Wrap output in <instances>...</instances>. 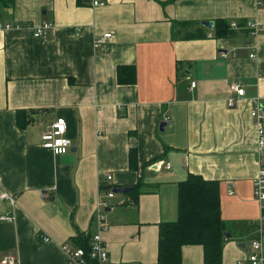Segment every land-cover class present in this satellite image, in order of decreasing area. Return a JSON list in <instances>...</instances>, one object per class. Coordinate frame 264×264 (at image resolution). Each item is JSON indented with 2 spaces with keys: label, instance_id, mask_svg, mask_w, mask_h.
<instances>
[{
  "label": "crops",
  "instance_id": "0c3cea01",
  "mask_svg": "<svg viewBox=\"0 0 264 264\" xmlns=\"http://www.w3.org/2000/svg\"><path fill=\"white\" fill-rule=\"evenodd\" d=\"M96 1L0 8V20L19 24L0 28V214H12L0 220V257L65 264L61 244L97 231L107 188L132 185L105 208V264H155L158 224L178 217V181L193 172L220 185L222 264H250L253 238L264 252V205L253 195L262 147L249 99L264 97V0ZM44 20L54 28L35 36ZM106 30L112 36L96 45ZM128 64L133 80L118 82ZM233 82L245 93L228 105ZM17 111L29 118L23 126ZM57 117L72 161L42 145ZM4 191L15 193L12 206ZM178 264H203L202 246L183 245Z\"/></svg>",
  "mask_w": 264,
  "mask_h": 264
},
{
  "label": "trees",
  "instance_id": "16d2710c",
  "mask_svg": "<svg viewBox=\"0 0 264 264\" xmlns=\"http://www.w3.org/2000/svg\"><path fill=\"white\" fill-rule=\"evenodd\" d=\"M12 2L13 0H0V8ZM220 26L225 33L224 25ZM133 77L132 65L117 67L118 82H127L133 80ZM28 119L21 117L17 111L16 122L19 126L27 123ZM219 186L218 180L204 178L193 172L178 181V217L158 224L155 264H178L182 260L183 245L194 243L202 246L203 264H222V244L227 237V227L221 216ZM90 236L91 234L78 233L73 243L87 247Z\"/></svg>",
  "mask_w": 264,
  "mask_h": 264
},
{
  "label": "built area",
  "instance_id": "2783aa9c",
  "mask_svg": "<svg viewBox=\"0 0 264 264\" xmlns=\"http://www.w3.org/2000/svg\"><path fill=\"white\" fill-rule=\"evenodd\" d=\"M94 2L97 3L96 0ZM236 22L232 21L231 25H234ZM19 24L0 20V28H8L12 26H17ZM247 26L250 29L256 28V21L249 20L247 21ZM54 28V23L52 21L44 20L41 24L37 25L33 29V34L35 36L47 34L50 30ZM112 36V31L106 30L96 35L95 44H102ZM195 81L191 80L190 85L194 86ZM230 88L234 95H230L227 99L228 105L235 104L237 96H243L245 91L243 86L239 82H233L230 85ZM251 109L250 113L255 119L256 130L258 133V145L261 149L262 147V124L264 122V97L253 96L250 97ZM166 120L169 124L172 123V120L166 117ZM42 145L44 147L50 148L54 153L62 155L65 152H68L71 145L70 138L67 135V124L63 117H57L54 119L47 128L42 131ZM262 161V158H260ZM258 168L257 174L254 177L253 182V195L259 200L261 205H264V162ZM168 166V164H167ZM106 179L112 177L111 173L106 171L104 173ZM114 195L112 187H108L105 195L100 197L96 207L94 209V220L97 222L98 229L96 232L92 233L89 239V244L87 247L73 243V242H64L61 244V248L66 255L65 264H105L109 258L108 249L106 243L104 242L101 231L109 227V223L105 221V208L110 204L111 197ZM2 197L12 206L15 202V193L4 191ZM11 213H1V219H11ZM259 226V231H263V226L261 221L256 223ZM43 240H49L48 235H42ZM247 258L250 264H264V252L262 250V242L260 237H255L250 241L249 250ZM0 264H18V257L16 254L6 251L0 257Z\"/></svg>",
  "mask_w": 264,
  "mask_h": 264
},
{
  "label": "water",
  "instance_id": "95a60500",
  "mask_svg": "<svg viewBox=\"0 0 264 264\" xmlns=\"http://www.w3.org/2000/svg\"><path fill=\"white\" fill-rule=\"evenodd\" d=\"M203 24L212 27L213 22L211 20H203ZM162 126V123H161ZM263 132H262V161L264 162V122L262 124ZM75 147L70 146V152H65L62 154V158L64 161H72L74 159V151ZM133 186L132 185H122V186H113L112 191L114 193L116 192H127L129 190H132ZM228 232H226V235L228 236ZM239 245L247 246V241H238Z\"/></svg>",
  "mask_w": 264,
  "mask_h": 264
}]
</instances>
